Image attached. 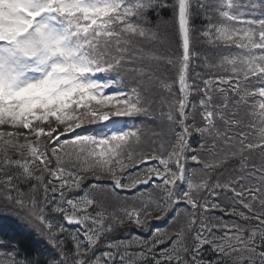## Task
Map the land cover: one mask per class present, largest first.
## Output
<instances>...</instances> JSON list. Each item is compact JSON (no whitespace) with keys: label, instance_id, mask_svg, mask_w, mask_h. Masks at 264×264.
I'll return each mask as SVG.
<instances>
[{"label":"snow or ice","instance_id":"6c2138e0","mask_svg":"<svg viewBox=\"0 0 264 264\" xmlns=\"http://www.w3.org/2000/svg\"><path fill=\"white\" fill-rule=\"evenodd\" d=\"M0 264H264V0H0Z\"/></svg>","mask_w":264,"mask_h":264},{"label":"trees","instance_id":"16d2710c","mask_svg":"<svg viewBox=\"0 0 264 264\" xmlns=\"http://www.w3.org/2000/svg\"><path fill=\"white\" fill-rule=\"evenodd\" d=\"M158 15L163 17V18H168L169 16H171V11L169 9H164V10L159 11ZM204 23H205V18L203 16L195 17L196 27H203ZM173 47L178 49V46L175 43H174ZM193 67L195 68L196 71H200V68L197 66L196 61H193ZM100 127H101V125H99V124H97V125H87L86 124L83 126V128L79 129L77 132H95ZM193 144H195V139L193 140ZM118 175H121V174L118 173ZM101 182L108 185V184H111L112 179L110 176H104V177H101ZM158 223H160L161 226H163L162 221L158 222ZM124 227L128 228V227H132V226L125 225ZM132 230H133V232H135V231L143 232L144 231L143 229L136 230L134 227ZM115 235L117 237H126L129 235V233L128 232H117V233H115Z\"/></svg>","mask_w":264,"mask_h":264},{"label":"rangeland","instance_id":"374dc122","mask_svg":"<svg viewBox=\"0 0 264 264\" xmlns=\"http://www.w3.org/2000/svg\"><path fill=\"white\" fill-rule=\"evenodd\" d=\"M79 129H77L76 131H78ZM59 131H63V127H61L60 129H59ZM69 135H71V133L69 134Z\"/></svg>","mask_w":264,"mask_h":264}]
</instances>
